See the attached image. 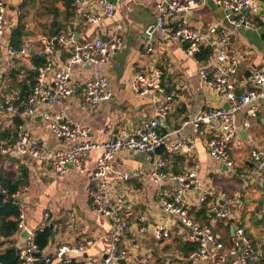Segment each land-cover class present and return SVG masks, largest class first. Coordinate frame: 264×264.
I'll return each mask as SVG.
<instances>
[{"label":"built area","instance_id":"2783aa9c","mask_svg":"<svg viewBox=\"0 0 264 264\" xmlns=\"http://www.w3.org/2000/svg\"><path fill=\"white\" fill-rule=\"evenodd\" d=\"M124 1L73 0L71 24L85 22L99 26L103 30V36L80 45L77 44L74 31L67 29L56 36L39 34L26 37L17 47L7 37V4L6 0H0V81L7 80L15 61L30 62L34 57H41L45 61L44 65L36 69V82L30 87L29 94H6L0 100V113L11 120H32L40 116L48 123L49 131L54 137L69 144L65 149H50L33 139L28 127L19 124L16 127V138L10 143L0 144V157H16L14 153H19L22 157L46 164L56 178H64L72 170L86 173L87 159L97 157L96 168L86 187V196L92 211L111 221V243L106 254L85 256L91 241L80 245L65 244L49 251L42 250L36 237L38 232L50 227V215H44V220L36 231L30 229L27 223L28 207L23 202L29 195L30 188L21 187L10 195L8 190L3 188L0 179V199L4 202L10 201L18 208L17 232L28 233L26 246L19 251L18 264H52L55 261L68 264H129V250L124 244V239L132 234L134 229L143 235L151 233L159 240L170 236V227L166 222H151L145 214L138 216L137 225H130L132 214L125 207L124 199L111 190L109 180V175L114 172L121 182H128L132 178L128 172L115 170L116 160L123 151L144 155L154 153L158 160L150 178L155 183L164 180L177 182L178 187L172 191L161 190L158 195L159 203L173 226L185 230V234L181 236L183 241L198 245L197 249L189 254L188 259L192 263L208 260L211 248L217 252L223 248L221 238L213 231L212 226L194 217L192 205L187 200L188 194L200 189L197 172L188 170L174 175L169 171V157L177 153L190 154L196 148V140L194 136H188L173 141L170 140L171 136L178 131L163 133L162 122H166L167 117L180 105L181 96L167 90L161 70L147 75L137 67L134 68L132 89L142 97L162 99L161 104L154 109L152 117L136 134L126 133L108 141L96 142L91 127L70 121L63 110L43 109L44 105L60 106L61 97L74 95L75 66L109 63L112 56L122 49L125 26L116 20L115 15L117 7ZM208 2L226 12L225 28H220L221 23H212L207 31H202L191 24L192 12ZM263 2L264 0H157L156 22L145 30L144 49L147 54L154 55V38L161 34L167 40L183 44V54L186 58L201 61L199 57L206 55L211 68L202 67L199 77L205 88L223 98L229 107L203 110L196 118L184 120L181 129L192 126L194 134L198 136L219 129L220 134L208 142V150L212 160L230 170L237 168L230 150L240 135L238 114L246 110V125L250 127L249 119L257 118L259 103L264 101V66L259 67L254 72L251 83L238 92L236 79L241 61L239 57L229 53V44L234 30L254 28V20L260 15ZM63 49L68 52L65 61L59 55ZM112 97L108 77L98 70L93 71L85 81L80 108L87 115H92L102 102L109 101ZM251 158L254 165L252 173L244 174L240 171L237 172L238 176L250 180L252 174L264 173V147L253 149ZM198 197L200 204L206 203L209 196L205 193ZM220 199L222 201L216 200L211 206V215L214 214L219 220L232 218L236 197L222 193ZM232 226L236 264H264V246H255L254 239L246 227Z\"/></svg>","mask_w":264,"mask_h":264},{"label":"crops","instance_id":"0c3cea01","mask_svg":"<svg viewBox=\"0 0 264 264\" xmlns=\"http://www.w3.org/2000/svg\"><path fill=\"white\" fill-rule=\"evenodd\" d=\"M8 1L6 0V4ZM15 1L12 6L14 9L12 15H9L7 7V37L11 40L12 31L19 25V16L22 14L21 5L24 2ZM156 1L125 0L122 2L117 7L115 15L116 20L125 26L122 34V49L112 56L109 63L97 66H75L73 69V81L76 84L74 95L61 97L60 106L44 105L43 109L63 110L70 121L91 127L93 139L96 142L108 141L126 133L136 134L152 117L154 109L161 104L162 99L142 97L132 89L134 68L137 67L147 75L161 70L167 90L181 96L180 105L167 117L166 128H162L163 133L178 131L171 136L170 140L173 141L182 140L188 136H194L196 140V148L190 154L177 153L169 157L171 162L169 171L174 175L185 173L188 170L197 172L200 189L188 194L187 200L192 205L195 218L204 205H207V215L210 218L206 220V224H210L213 231L221 238L223 248L219 252L211 248L208 260L192 263L188 259L189 256L186 257L178 248V241L185 243L181 237L185 234V230L173 226L159 203L158 195L161 190L172 191L178 187L177 182L164 180L161 183H155L150 178L158 160L155 154L152 157L148 154L123 151L116 160L115 170L121 169L128 172L132 178L128 182H121L114 172L109 175V180L111 190L124 199L125 207L132 214L129 220L130 225H137L138 216L145 214L151 222H166L170 227V236L161 240L151 233L143 235L134 229L133 233L124 239V244L129 250L128 263L236 264L231 235L232 225L243 226L245 219L256 218L258 224L254 226H262V231L253 234L249 228H246L254 239L255 246L258 248L264 246V173L252 174V179L248 180L238 176L236 171L212 160L207 144L220 134L219 129L201 136L194 134L192 126L181 129L184 120L196 118L203 110L225 107L226 102L217 94L207 90L199 77L202 67L211 68L205 54L201 56V61L186 58L183 54V44L179 41L167 40L161 34H157L154 38V55L146 53L145 40H142V37L145 30L156 22ZM58 11L59 21L64 23L61 32L67 29L74 31L77 44L81 45L104 35L99 26H92L85 22L76 25L71 24L70 21L66 22L65 7L62 11ZM225 17L226 12L223 9L208 2L192 12L190 21L194 27L207 31L212 23H221L220 28H225ZM51 31L52 28L49 32ZM28 36L30 35L26 37ZM26 37L21 38V43ZM229 53L236 55L241 61L236 79L237 91L241 92L251 83L254 72L264 66V2L261 14L254 20L253 29L233 31ZM59 55L65 61L68 52L63 49ZM32 62L33 58L30 62L15 61L13 63L7 80L0 81V100L6 94L27 95L30 78L28 71L35 69ZM96 70L108 77L113 97L109 101L102 102L94 114L87 115L80 108V99L83 98L85 81ZM246 115L245 109L238 114L239 133L242 131L247 133L242 137L239 135L230 150V155L244 174H251L254 165L252 158L248 155L251 156L253 149L264 147V101L259 103L257 118L249 119L250 127L246 125ZM19 124L28 127L32 132V138L50 149H65L69 146L64 140L57 139L51 134L48 123L40 116L32 120L25 118L11 120L2 113H0V144L10 143L16 138V127ZM240 151L243 152L242 155H238ZM96 158L87 159L86 173L82 174L72 170L64 178H56L44 163L27 157H0V179L20 182L19 189L24 186L30 188L29 195L23 199L28 207L29 228L36 231L43 222L44 215L46 213L50 215L49 224L54 226L56 237L46 248L48 251L65 244L80 245L88 241H91V245L85 256L103 255L109 251L111 221L95 214L86 196V187L97 165ZM231 172L233 174L230 175ZM205 193H208V201L206 204H199L200 197L198 196ZM222 193L236 197L234 216L230 219L219 220L211 215V206L216 200H221ZM19 241L20 232H16L11 239L7 240L8 244L5 248H17Z\"/></svg>","mask_w":264,"mask_h":264},{"label":"trees","instance_id":"16d2710c","mask_svg":"<svg viewBox=\"0 0 264 264\" xmlns=\"http://www.w3.org/2000/svg\"><path fill=\"white\" fill-rule=\"evenodd\" d=\"M60 1L63 2L65 7L64 19L66 22L70 21L71 23V19H72L71 4L73 0H60ZM21 6L23 7L24 5L22 4ZM20 17L21 15L19 16L18 27L14 31H12V41L14 45L17 47L21 45V38L25 35V26L21 24ZM62 28H64V23L58 22L57 20L54 21L52 25V31L49 33V36L60 34ZM201 58L202 57L200 56L199 59ZM32 63L35 69L28 71L30 78H29V85L27 86V89L29 90L27 94H29L31 90L30 87L34 85L36 82V77H37L36 69L44 65L45 61L41 57H34ZM159 152H163V150H159ZM1 184L3 188L8 190V193L10 195L16 192L20 186V182H12L11 180H6L5 178L1 179ZM207 213H208L207 205H204V208L197 216V220L206 223L207 222L206 220L210 218L207 215ZM17 217H18V208L14 206L12 202L10 201L4 202L2 199H0V238L7 241L11 239L12 236L17 232V222H16ZM51 240H52V233L49 227L46 230L37 233L36 241L40 249L42 250L46 249L50 245ZM197 247L198 245L196 243H189V242L183 243L178 241V248L186 257H188L192 251L197 249ZM19 261H20V255L16 248L7 247L0 250V264H18ZM52 264H68V263L55 261ZM69 264H74V263H69Z\"/></svg>","mask_w":264,"mask_h":264},{"label":"rangeland","instance_id":"374dc122","mask_svg":"<svg viewBox=\"0 0 264 264\" xmlns=\"http://www.w3.org/2000/svg\"><path fill=\"white\" fill-rule=\"evenodd\" d=\"M24 1L22 4L24 5L21 7V24L25 26V35L33 36V35H39V34H45L49 36V30L52 28V25L54 21L60 22V18L58 15V10H63L64 5L63 2H60V0H22ZM15 0H9L7 3L8 7V13L9 15L13 14V4L15 3ZM29 37V36H28ZM260 147V146H259ZM253 148V147H252ZM248 149V148H247ZM263 149V147L259 148ZM235 151V149H234ZM243 152H238V155H242ZM251 157L250 155H248ZM233 171L240 172L243 171L241 168H237ZM233 174V172L230 173V175ZM263 221V220H262ZM254 223V224H253ZM264 223V221H263ZM255 224H258L256 221V218H247L243 221V226L249 228L253 234L258 233L259 231H262V226L256 227ZM7 241L0 238V250L5 248L7 246Z\"/></svg>","mask_w":264,"mask_h":264},{"label":"water","instance_id":"95a60500","mask_svg":"<svg viewBox=\"0 0 264 264\" xmlns=\"http://www.w3.org/2000/svg\"><path fill=\"white\" fill-rule=\"evenodd\" d=\"M261 12H262V9H261V11H260V14H261ZM142 40H146V36H145V34H144V36L142 37ZM183 107H185V106H183ZM182 107V108H183ZM229 107V105L228 104H226L225 105V108H228ZM162 126L163 127H165L166 128V122L165 121H163L162 122ZM247 132L246 131H242V132H240V136L242 137V136H244V134H246ZM149 156H154V153H149L148 154ZM14 156H16L17 158H21L22 156L19 154V153H14ZM221 203H223V202H221ZM212 215H214V214H212ZM181 226H182V224H180ZM50 230H51V233H52V240L54 241L55 240V237H56V233H55V230H54V226L53 225H50ZM233 230H234V227L232 226L231 227V235H233ZM27 237H28V233L26 232V231H23V232H21L20 233V241H19V243H18V245H17V250H18V252L22 249V248H24L25 246H26V243H27Z\"/></svg>","mask_w":264,"mask_h":264}]
</instances>
